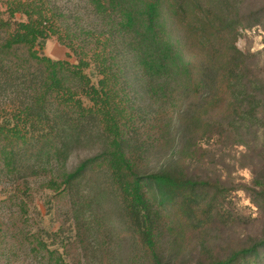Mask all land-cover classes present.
<instances>
[{
  "label": "trees",
  "instance_id": "obj_1",
  "mask_svg": "<svg viewBox=\"0 0 264 264\" xmlns=\"http://www.w3.org/2000/svg\"><path fill=\"white\" fill-rule=\"evenodd\" d=\"M2 1L9 18L0 10V175L13 179L7 200L19 209L0 213V250L28 241L47 264H76L26 230L32 183L55 198L78 196L84 177L102 173L142 251L132 261L177 264L167 256L184 234L230 219L233 189L189 175L186 162L203 161L210 141L264 124L263 76L238 46L251 23L237 0H80L72 9ZM51 36L76 63L40 52ZM93 63L97 83L86 72ZM88 146L96 151L71 165L73 152ZM174 146L176 160L149 170ZM84 204L76 201L74 224ZM193 264H264V237Z\"/></svg>",
  "mask_w": 264,
  "mask_h": 264
},
{
  "label": "rangeland",
  "instance_id": "obj_2",
  "mask_svg": "<svg viewBox=\"0 0 264 264\" xmlns=\"http://www.w3.org/2000/svg\"><path fill=\"white\" fill-rule=\"evenodd\" d=\"M51 1L63 9L82 4L80 0ZM237 3L241 13L251 23V26L241 29L238 46L250 55L249 63L255 73L263 76L264 83V0H237ZM0 10L4 12V17L9 18L4 1L0 2ZM15 19L27 20L21 13ZM40 52L54 60L77 62V56L55 36L44 42ZM86 72L97 83L100 75L94 63ZM5 101L7 99L2 100V103ZM260 114L264 118V108ZM95 151L90 146L76 150L71 156V165ZM177 154V147H172L164 155L152 160L149 170H158L171 158L176 160ZM203 156V161H187V172L195 177L221 178L233 188L225 210L230 219H219L204 231L184 234L179 239L180 250L178 247L175 253L171 252L167 256L177 264H193L207 257L223 258L232 250L264 237V196L261 186L256 184L257 179L264 185V124L244 126L236 137L228 135L204 144ZM32 184L35 198L30 205L25 228L39 234L50 248L60 249L66 260L76 264H147L145 258L139 259V262L132 261V257L140 256L142 251L134 246L127 233L124 212L117 195L106 186L107 181L102 173L84 177L81 185L84 195L78 196L55 198L52 192L39 188V181L34 180ZM12 189L13 179L0 175V213L19 209L17 202L7 200ZM76 201L80 204L88 201V204H84L78 214L80 220L74 224L72 215ZM0 264L47 262L32 251L28 241H9L0 250Z\"/></svg>",
  "mask_w": 264,
  "mask_h": 264
}]
</instances>
